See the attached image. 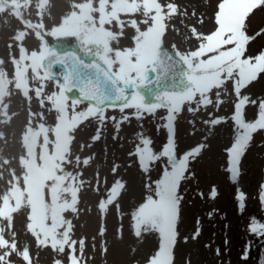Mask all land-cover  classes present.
Returning <instances> with one entry per match:
<instances>
[{"label": "snow or ice", "instance_id": "1", "mask_svg": "<svg viewBox=\"0 0 264 264\" xmlns=\"http://www.w3.org/2000/svg\"><path fill=\"white\" fill-rule=\"evenodd\" d=\"M6 7V0H0V10ZM26 7L27 16L35 10L36 19L34 22L22 14L20 27L9 37L7 47L8 63L13 66L11 74L4 67V59L0 58V125L10 127L12 120L19 115L10 111V101L14 94L20 95L22 102L28 104V116L18 140L20 155L16 159L29 158L30 144L34 139L37 165H43L41 153L46 151L54 165L55 176L45 184L42 223H34L24 182L27 173L21 167V174L16 178L24 204L11 213V222L0 217L3 221L0 226V264H16L17 261L38 264L39 252L43 250L51 251L52 264H87L84 257L86 238H73L75 225L65 214L70 212L76 217L80 214L79 194L91 183L83 178L81 169L90 165L94 155L83 159L80 155L73 156L71 145L75 131L85 121L94 118L98 125L104 124L108 119L105 116L107 107L118 108L121 113L131 109V115L138 120L144 114L166 111L162 119L167 139L161 151L156 153L151 147L152 140L141 137L135 152L129 154L137 156L138 164L145 172L162 158L166 159L161 178L146 185L149 194L132 212L131 218L133 235L137 239L151 233L159 237L158 246L146 264H175L178 219L183 200L178 189L180 183L188 178L186 173L190 163L207 145L200 143L178 158L174 123L185 106L190 113L206 110L209 106L218 111L226 103L222 96L229 95L228 85L231 84V95L235 97L231 114L234 142L226 149V170L230 179L234 183L237 181L242 157L254 135L264 131V98L252 99L250 94L244 93L264 75V49L255 55L247 54L249 45L264 36V28L251 35L248 32V20L256 10L264 8V0H218L210 18L214 29L207 34L198 30L207 13H199L195 7L190 10L187 4L181 5L176 0H72L60 23L52 28L44 23L45 17L51 15V0H30ZM177 21L185 28L186 34L180 32ZM128 27L135 32L134 44L120 48L117 45ZM170 31L181 36L182 44L195 40L196 46L184 51L175 43L167 46L165 40ZM29 36L39 41L38 48L28 50L25 47ZM50 38H75L77 48L91 59L86 62L76 50L58 53L51 47ZM14 47L18 55L13 53ZM54 65L61 66L58 74L53 73ZM49 82L55 88L51 92L46 91ZM74 90L78 95L70 98L68 94ZM33 98L41 111L31 110ZM85 103L86 107L78 110V106ZM249 105L257 108L256 118L252 121L245 118V109ZM46 112L54 113L53 125L46 123ZM128 119L129 116L124 115L121 122ZM226 122V117L219 116L205 120L203 124L212 130ZM119 127L116 124L117 131ZM100 138L98 130L91 139L98 141ZM0 141L8 142L3 131H0ZM117 170L118 165L114 164L113 174ZM96 176L97 185L93 191L99 193V172ZM57 184L60 187L53 196L51 189ZM11 187L9 183L8 189ZM124 187L125 183L117 179L107 189L98 203L101 214L114 204L119 211L118 200ZM8 189L0 195V205L10 195ZM216 195L213 187L210 198L214 199ZM235 199L242 213L246 207V195L238 191ZM259 200L264 209V185H261ZM15 203V198L11 197L9 204L14 207ZM20 214L24 216V225L22 232L18 233L14 222ZM212 215L209 213V219ZM249 219V233L264 238V222L256 217ZM105 231L102 226L99 235L103 236ZM20 235L31 236L32 243L25 241L21 244ZM199 235L197 229L191 239L196 240ZM188 239L185 237L184 242L187 243ZM101 251L106 253L107 248ZM250 253L249 244L241 259L247 261ZM216 255H220L219 248ZM186 264H191L190 257ZM259 264H264V258Z\"/></svg>", "mask_w": 264, "mask_h": 264}, {"label": "rangeland", "instance_id": "2", "mask_svg": "<svg viewBox=\"0 0 264 264\" xmlns=\"http://www.w3.org/2000/svg\"><path fill=\"white\" fill-rule=\"evenodd\" d=\"M29 2L30 0H6L7 7L0 10V58L6 62L4 67L9 74L13 71V66L8 63L9 37L20 27L19 21L22 14L34 22L36 19L35 10L31 16H27L26 5ZM71 2L72 0H51V15L46 16L44 20L48 28L60 23L62 15L67 10V5ZM176 2L181 5L187 4L190 10L195 7L199 13H207L204 24L198 26L199 31L207 34L214 29L210 18L218 0H176ZM135 18L140 19V17ZM190 22L195 23V21ZM176 26L182 34H186L185 28L180 26L179 21L176 22ZM261 28H264V8L256 10L248 20L250 35ZM134 35L133 29L126 28L117 46L120 48L133 46ZM53 39L56 38H50V42ZM173 43L177 44L182 51L196 46L195 40L182 44L181 36L170 31L165 44L171 46ZM38 46L39 41L32 36L25 41V47L28 50L36 49ZM261 49H264V36L258 37L249 45L247 54L255 55ZM12 51L18 55L15 47ZM80 53L85 55L82 51ZM228 89L229 95L222 96L226 103L221 105L218 111L214 106H209L206 110L201 109L199 112L190 113L185 106L174 123L175 151L178 158L200 143L207 145L202 153L190 163L189 171L186 173L188 178L180 183L178 189L183 200L178 219L179 241L175 246V264H186L188 257L191 259V264H259L261 258H264V238H258L248 231L250 217H256L260 222H264V209L259 200L261 185H264V131L254 135L240 163V174L234 183L226 170L228 167L226 149L234 142L231 114L235 102V97L231 95V84L228 85ZM53 90H55L54 84L49 82L46 91ZM244 93L250 94L252 99L264 98V75L257 83L245 89ZM212 97L215 99L214 93ZM85 107L86 103L81 104L78 110H83ZM31 110L41 111L35 98L31 101ZM10 111L18 112L19 115L12 120L10 127L0 125V131L5 132L8 137L7 143L0 141V195L5 193L9 183L12 185L8 189L10 195L6 196L3 205H0V217L11 222V213L24 204L23 193L16 178L21 174L20 169L23 167L27 173L24 182L27 185L26 191L29 193V202L33 209V222L42 223L45 184L55 176L54 165L51 158L47 157L46 151L41 153V158L44 160L43 165H37L34 139L30 144L29 158L16 159L20 155L18 140L27 122L28 104L22 102L20 95L14 94L10 101ZM132 112L133 110L126 109L125 113H121L118 108L107 107L105 116L108 119L104 124L98 125L94 118H90L74 133L75 139L71 145L73 156L80 155L83 159L94 155L90 165L81 169L83 178L91 183L86 185L79 194L80 214L78 217L70 212L65 214L73 220L75 225L73 238L77 240L81 237L86 238L84 257L87 264H146L148 257L158 246L159 237L155 233L144 234L139 239L133 235L131 214L149 194L146 185L161 178L166 159L162 158L145 172L141 170L137 156L129 154L135 152L141 137L152 140L151 147L156 153L161 151L167 139V131L163 127L165 121L162 119L166 116V111L158 110L155 115L144 114L139 120L131 115ZM209 113L212 114L211 117ZM256 114V107L251 105L246 107L245 118L247 120H254ZM124 115H128L129 119L121 122ZM45 116L47 124L55 123L54 113L46 112ZM219 116L226 117L227 122L221 123L212 130L203 124V121ZM116 124L120 125L118 131ZM98 130L101 138L93 141L91 138ZM114 136L116 139H113ZM114 164L118 165L115 174L112 172ZM97 172H99V193L93 191L97 185ZM117 179L125 183L118 200L119 211L114 204L109 206L104 214H101L98 203ZM59 187L60 185L57 184L51 189L53 196L56 195ZM213 187L217 193L214 199L210 198ZM238 191L246 195V207L242 213L238 210L235 199ZM201 193L203 196L200 195ZM11 197H14L16 201L14 207L9 204ZM209 213L213 214L211 219H209ZM14 223L15 230L18 233L22 232L23 214L17 215ZM2 224L3 221L0 220V226ZM102 226L106 231L103 236H100L99 230ZM197 229L200 235L196 240H192L191 236ZM185 237L189 238L187 243L184 242ZM19 241L21 244L25 241L32 243V237L20 235ZM249 244L251 253L249 259L244 261L241 256L246 245ZM105 247L107 248L106 253L101 251ZM217 248L220 249L219 256L216 255ZM33 252L36 253L34 245ZM39 257L38 264H52L50 250L40 251ZM16 264H21V262L17 261Z\"/></svg>", "mask_w": 264, "mask_h": 264}, {"label": "water", "instance_id": "3", "mask_svg": "<svg viewBox=\"0 0 264 264\" xmlns=\"http://www.w3.org/2000/svg\"><path fill=\"white\" fill-rule=\"evenodd\" d=\"M68 42V39L67 40H61V41H59L58 42V44H60V45H62V44H66ZM60 45H54V46H51V47H53V48H55L56 49V51L58 52V53H63L64 51H66V50H76L75 48H73V47H64V46H60ZM77 51V50H76ZM78 53V52H77ZM85 60H86V62L87 61H89L90 59H91V57H88V58H84ZM56 66H59L60 68H61V66L60 65H54L53 66V73L54 74H56V72H55V68H56ZM69 95V97L71 98L72 96H74V95H78V93H76L75 92V90L73 91V93H69L68 94Z\"/></svg>", "mask_w": 264, "mask_h": 264}]
</instances>
